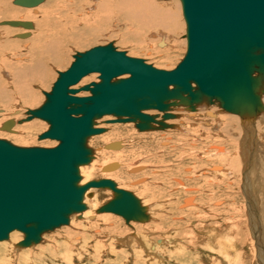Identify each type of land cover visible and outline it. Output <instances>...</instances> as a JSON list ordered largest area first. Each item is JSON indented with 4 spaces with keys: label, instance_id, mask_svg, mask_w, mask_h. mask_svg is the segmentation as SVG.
<instances>
[{
    "label": "rangeland",
    "instance_id": "1",
    "mask_svg": "<svg viewBox=\"0 0 264 264\" xmlns=\"http://www.w3.org/2000/svg\"><path fill=\"white\" fill-rule=\"evenodd\" d=\"M0 2L8 3L10 13L17 15L2 17L0 22L22 20L21 15L28 10L13 5L10 0ZM104 2L98 10V2L93 0H47L39 15L32 13L36 33L29 41V53L51 54V62L44 68L45 81L36 74L30 84L26 82L18 86L13 83L18 77L12 75V70L25 66H19L14 58L23 51L22 44L26 39L16 36L26 30L0 26L2 32L11 31L6 40L3 37L0 40V110H3L0 113V139L22 147L52 148L58 145L56 141L39 139L49 130V124L43 120L26 122L20 118L17 128H12L16 133L1 129V124L9 121L16 111L22 110L24 117L28 111L41 108L46 102L45 93L52 91L59 73L71 67L78 53L112 43L119 51L143 59L157 69L173 70L183 60L187 52V26L181 0H147L149 6L164 5L165 9L176 13V31L163 32L170 41L164 48L157 46V33L141 39V48L137 42L111 38L114 13L112 15L110 6L109 13L106 8L119 0ZM176 42L178 46H175ZM53 58L57 59L55 63ZM92 82H100L97 74L83 79L76 89ZM213 108L215 116L212 117L206 111H175L173 108L171 113L176 118L165 121L170 128L147 132L139 131L134 123L108 124L107 121L114 119L112 117L97 121V127L107 131L89 139L88 146L93 149L94 160L81 167L80 184L113 179L120 189L132 192L142 201L149 220L127 224L125 219L114 214L99 215L98 209L113 198V192L93 190V197L84 201L87 209L83 213L89 212L90 219L82 214L73 215L69 225L43 235L40 244L31 248L18 247L24 234L13 232L7 241L0 243V264H264V226L257 214L251 212L254 199L258 206L264 203V195L258 189L264 182V132L255 124L254 133L249 135L242 128L240 119H236L241 123L240 127L230 136L223 129L226 122L233 126V115L218 107ZM148 114L158 115V121L163 115L154 111ZM29 124L37 126L31 131L26 130ZM113 142L123 143V148L118 151L104 149ZM95 162H98L96 167ZM112 163H118L120 168L104 173L102 168ZM139 166L147 168L133 172ZM215 166L223 167L224 172H212ZM176 179L183 184L178 185ZM140 180L145 182L136 184ZM247 181L249 191L244 186ZM150 185L151 190L147 191ZM152 194H157L154 195L156 199L148 201ZM98 196L100 201L97 207H93L92 200ZM190 197H193L195 206H184V201ZM218 202L222 204L218 206ZM256 221L260 225L258 230ZM236 223L240 228L230 231ZM80 224L83 227L79 229ZM98 229L102 233L96 232ZM84 231L83 235L90 236L85 241L69 236Z\"/></svg>",
    "mask_w": 264,
    "mask_h": 264
},
{
    "label": "water",
    "instance_id": "2",
    "mask_svg": "<svg viewBox=\"0 0 264 264\" xmlns=\"http://www.w3.org/2000/svg\"><path fill=\"white\" fill-rule=\"evenodd\" d=\"M45 0H14V5L35 8ZM194 1V5H193ZM187 23L188 50L173 70H161L143 59L117 51L113 44L78 54L76 61L60 74L43 106L29 111L33 118L48 121L50 129L39 136L59 141L56 147H22L0 139V242L14 231L24 234L17 246L39 244L44 234L70 223L73 215L87 209L85 194L102 188L113 198L98 209L130 221L149 220L146 207L132 192L119 189L110 179L93 180L81 186L80 167L89 165L93 149L91 137L105 133L98 120L107 123H134L141 131L171 127L165 120L175 119L171 110L202 103L218 104L222 109L253 119L264 109V0H182ZM249 9L240 20L229 9ZM194 10V13H192ZM232 26L221 27L224 17ZM212 23L198 40L195 22ZM1 25L34 28L32 22L4 21ZM199 25V24H198ZM19 34V38L29 37ZM99 73V83L74 89L83 78ZM129 75L126 79H120ZM81 91L89 97H78ZM155 110L158 115L145 112ZM19 113V111H17ZM158 124L159 127L154 125ZM15 122H5L11 131ZM120 142L105 146L116 149ZM111 166L104 167L110 171ZM142 169V168H138ZM133 169V171H139ZM93 193L89 194V197Z\"/></svg>",
    "mask_w": 264,
    "mask_h": 264
},
{
    "label": "bare ground",
    "instance_id": "3",
    "mask_svg": "<svg viewBox=\"0 0 264 264\" xmlns=\"http://www.w3.org/2000/svg\"><path fill=\"white\" fill-rule=\"evenodd\" d=\"M10 1H12L13 2V5H14V0H10ZM47 0H45L43 3H41V4H39L37 7H35V8H25V7H21V6H18V7H21V8H25V9H28L27 11H24V15L22 16L21 15V18H22V20H20V19H14V20H10V21H23V22H27V21H29V22H32L33 23V25H34V28L33 29H30V30H27V29H24V30H26V31H21L20 33H22V34H24V33H29L30 34V36L29 37H27V38H19V37H17V38H19V39H26V42H24L23 44H22V46H23V48L25 49H23V51L21 50V52L20 53H18V54H16V57L14 58V59H16V60H18V65L19 66H23V65H25V66H23V67H17V69L18 70H12V75H17V77L18 78H16L17 80H15L14 79V81L15 82H13L14 84L16 83L18 86L19 85H21V84H25L26 82L27 83H29L30 84V82L32 81V79L34 80V75H38L39 76V78L42 80V81H45V78H46V67L48 66V63L49 62H51V58H50V56H51V54H45L46 56H42L43 55V53L41 52V51H39V53L36 51H33V53L31 52V53H29L30 51H31V47H30V40L32 39V37H33V35L36 33V25H35V21H33L34 20V17L32 16V13L34 12V13H36L37 15H39V13H40V9H41V6H43L42 4H44L45 2H46ZM94 1V3L95 2H98V3H96V7H97V9L99 10L100 8H101V5L102 4H104L105 2V0H93ZM181 8H182V11H184V9H183V2H182V0H181ZM193 5H194V1H193ZM232 5H235V6H237L236 4H235V2L234 3H230L229 4V9H231L232 10V14H234V16H236V17H238L240 20H244V22H247V21H245V20H247L246 18V14L249 12V9H243V7H235V10H234V8H231L230 6H232ZM15 6H17V5H15ZM110 6V10H111V13L113 12L114 13V18H113V25L111 26L112 28L111 29H113V31H111L110 32V34H111V38H119L122 42H137V46L139 47V48H141V46H143V44L141 43L142 42V40H144L145 38H147V36L149 35L150 37L153 35V34H155V33H157V34H159V36H158V38H157V46L158 47H160V48H164V47H166L167 45H168V42H170V41H168V38H167V35H165L163 32L166 30V32H169L168 34H170V33H174L175 31H176V28H177V26H178V23H177V20H176V13L173 11V10H169V9H165L164 8V5H152V6H149L148 4H147V0H119V2L118 3H116V4H112V3H110L108 6H107V8H106V10H107V12L109 13L110 12V10H108V7ZM94 7V6H93ZM95 8V7H94ZM11 12V7L9 6V4L8 3H3V2H0V18H5V17H7V16H9V17H16L17 15H14V13H10ZM110 13V14H111ZM113 13H112V15H113ZM192 13L193 14H195L194 13V10H192ZM61 14V13H60ZM183 14H184V12H183ZM184 16V15H183ZM223 19H224V21H223V25L221 26V27H229V26H232L233 24H234V22L231 20V18H227V17H225L224 15H223ZM185 18V17H184ZM63 19H65L64 17H63ZM59 20V19H58ZM9 21V20H8ZM60 21V20H59ZM4 22V21H3ZM185 22H186V20H185ZM1 23L2 22H0V26L1 27H4L5 25H1ZM70 23V22H69ZM199 24V25H198ZM212 23H210V21H208L207 23H204V22H195V25H197L196 26V34H197V38H198V40L199 41H201V40H203L204 38H205V35H203V31H205V30H207V28L206 27H208V26H210ZM186 26H187V23H186ZM8 27H11V26H8ZM8 27H6V28H8ZM12 28H22V27H12ZM4 31H7V32H5V34H4ZM3 32L0 30V40L2 39V37L4 38V40H6V38L8 37V34H10V32L11 31H9V30H4ZM165 32V33H166ZM105 33V32H104ZM186 34H187V30H186ZM110 36V35H109ZM148 36V37H149ZM69 38V37H68ZM66 39V38H65ZM142 39V40H141ZM141 41V42H140ZM179 41V40H178ZM4 42V41H3ZM140 42V43H139ZM186 42H187V50H188V38H187V35H186ZM9 43V42H8ZM18 43V42H17ZM110 44H112V43H110ZM169 44H171V43H169ZM9 45H10V43H9ZM109 45V44H108ZM114 45V44H113ZM179 45V43L178 42H176V45L175 46H178ZM6 46V45H5ZM16 46V45H15ZM107 46V45H106ZM156 46V47H157ZM10 47V46H9ZM46 47V46H45ZM54 47V46H53ZM99 47H103V46H99ZM115 47V46H114ZM58 48V47H57ZM96 48V47H95ZM116 48V47H115ZM21 49H22V47H21ZM94 49V48H93ZM117 49V48H116ZM149 49V48H148ZM147 49V50H148ZM9 50H11V49H9ZM90 51V50H89ZM117 51H119L118 49H117ZM53 52V51H52ZM120 52H124V51H120ZM126 53V52H125ZM187 53V52H186ZM78 54H81V53H78ZM77 54V55H78ZM127 54V53H126ZM54 55V54H53ZM77 55H75L74 56V62L76 61V57H77ZM186 55V54H185ZM127 56H128V54H127ZM47 57H49V59L47 60ZM53 57V56H52ZM130 57V56H129ZM185 57V56H184ZM56 58V57H55ZM55 58H53V61H54V63L57 61V59L55 60ZM131 58H133V57H131ZM136 59H138V58H136ZM184 59V58H183ZM2 60V59H1ZM47 60V61H46ZM145 61V60H144ZM3 62V61H2ZM73 62V63H74ZM146 62V61H145ZM72 63V64H73ZM147 63V62H146ZM4 64V63H3ZM41 64H43L44 66L43 67H38L39 65H41ZM148 64V63H147ZM153 66V65H152ZM23 68V69H22ZM45 68V69H44ZM156 68V67H155ZM162 70V69H161ZM60 74L61 73H59V77H60ZM94 74H97L98 76H100V74L99 73H94ZM91 75H93V74H91ZM90 76V75H89ZM35 77H37V76H35ZM88 77V76H87ZM129 77V75H124V76H122V77H120V79H126V78H128ZM38 78V77H37ZM86 78V77H85ZM85 78H83V79H85ZM83 79L76 85V86H74L73 88L74 89H76V87L77 86H79L80 85V83L83 81ZM58 80V79H57ZM100 80V79H99ZM57 82V81H56ZM54 87V86H53ZM27 88V87H26ZM80 88H82V87H80ZM80 88H77V89H80ZM53 89V88H52ZM27 93H29V92H27ZM51 93V92H50ZM82 93H87V94H90L89 96H91V93L90 92H88V91H81L79 94H77V96L78 97H81V94ZM46 94H49V93H45V97H46V100H47V96H46ZM89 96H83V97H89ZM1 97V96H0ZM34 98V97H33ZM29 99V98H28ZM34 100V99H33ZM261 101H262V104H263V106H264V95L261 97ZM213 107H218L220 110H222V111H224L226 114H228V113H231L233 116H231V119L234 121V124H233V126L231 127V125H229V124H227V122H226V126L224 127V129H223V131L224 132H226V133H228V134H230V136H231V134L232 133H234V132H236V128H239L240 126H239V124H241L242 125V128L243 129H245V130H247L246 132H248L249 133V135H251V132L253 131V127H254V125L255 124H258V125H260L261 127H262V131L264 132V115L263 116H261V114L264 112V109L263 110H261L259 113H257V115H256V117L255 118H253V119H245V118H242L239 114H236V113H232V112H229V111H226V110H224V109H222L218 104H209V103H202V104H200V105H198L197 107H196V111H198V112H202V111H206V114H208L209 116H215L214 115V113H213ZM213 108V109H212ZM40 109V108H39ZM177 109H181L182 111H189V110H191L189 107H176V108H174V110L176 111ZM208 109H211V111L209 112H207V110ZM38 110V109H37ZM195 110H191V111H194V112H196ZM30 111H34V110H30ZM158 112V113H160V114H163L162 112H159V111H155V110H149V111H146L145 113L146 114H148V112ZM0 113H3V110H0ZM23 111L21 110V111H19V113H17V111H16V113H14L11 117V119L10 120H13L14 122H15V125H14V127L15 128H17V125L19 124V122L20 121H18L17 122V120L18 119H20V118H22V121H26V122H31V121H33V120H35V119H39V120H43V121H45V122H47L48 124H49V129H50V127H51V125H50V123L48 122V121H46V120H44V119H41V118H33L32 117V114H30V112L28 111L27 113H25V116L23 117ZM149 115V114H148ZM196 115V114H195ZM195 115H194V117H195ZM238 115V116H237ZM163 116V115H162ZM106 117H110L111 118V116H106ZM159 117V116H158ZM103 118H105V117H103ZM102 118V119H103ZM112 118H114V117H112ZM230 118V117H229ZM228 118V119H229ZM236 119H240L239 121H241V123L240 122H237V120ZM168 120H172V119H168ZM99 121V120H98ZM165 121H167V120H165ZM230 121V123H231V120H229ZM167 123H169V122H167ZM4 124V123H3ZM3 124H1V129H2V126H3ZM108 124H127V123H108ZM258 125H256V126H258ZM37 125L36 124H29V125H27L26 127H25V129L26 130H30L31 131V129H34L35 127H36ZM154 126H158L159 127V125L158 124H155ZM137 128V127H136ZM168 128H170V127H168ZM168 128H165V129H168ZM37 129V128H36ZM138 129V128H137ZM157 129V128H156ZM160 130H163V129H161V128H159ZM21 130V129H20ZM139 130V129H138ZM153 130H155V129H153ZM139 131H141V130H139ZM148 131H151V130H148ZM11 132L12 133H16L17 131L15 130V129H13V130H11ZM141 132H147V131H141ZM245 132V131H244ZM252 133H254V132H252ZM101 135V134H100ZM248 135V134H247ZM248 135V136H249ZM255 135V134H254ZM253 135V136H254ZM98 136V135H97ZM246 136V135H245ZM248 136H246V137H248ZM258 136V135H257ZM94 137V136H93ZM251 137V136H250ZM260 137V136H259ZM92 138V137H91ZM233 138V137H232ZM238 138V137H237ZM40 139V138H39ZM255 139V138H254ZM41 140V139H40ZM42 140H51V139H42ZM52 141H54V140H52ZM56 142H58V144H59V141H56ZM253 144V143H252ZM255 145L256 144H254V147H255ZM260 147H261V145H260ZM123 148V143H121L120 142V144H119V147L118 148H116V149H106V148H104L105 150H114V151H118V150H121ZM221 148H222V146H221ZM256 149H257V147H255ZM215 149V148H214ZM219 150V149H218ZM220 152H221V150H219ZM226 152V151H225ZM222 153V152H221ZM251 154V153H250ZM92 160H94V159H92ZM98 164V162H95V166L94 167H96V165ZM109 165H113V166H111V169H110V171H104L103 169H104V167L102 168V171L104 172V173H110V172H114V171H116V170H118L119 168H120V165L118 164V163H112V164H109ZM252 165V164H251ZM84 166H87V165H84ZM84 166H82V167H84ZM107 166V165H106ZM253 166V165H252ZM138 168H142V169H138ZM145 168H147L146 166H142V167H137V168H135V169H138L139 171L140 170H143V169H145ZM235 168V167H234ZM80 169H81V167H80ZM93 169H95V168H93ZM133 172H137V171H133ZM212 172H216V173H223L224 172V168L223 167H219V166H215L213 169H212ZM232 174H233V172H231ZM230 173V174H231ZM250 173V172H249ZM231 174V175H232ZM227 176H228V174H226ZM159 177V176H158ZM245 178H246V176H245ZM87 179V178H86ZM248 179V178H247ZM111 180H113V179H111ZM176 181H177V183H178V185H182L183 184V182L181 181V180H177L176 179ZM115 182V181H114ZM142 182H145L144 180H140V181H138L136 184H140V183H142ZM81 183V182H80ZM89 183V182H88ZM116 183V182H115ZM231 183V182H230ZM87 184V183H86ZM117 184V183H116ZM81 185V184H80ZM81 186H83V185H81ZM118 186V185H117ZM244 186H246L245 188L247 189V191H249V190H251L250 189V187H249V184H248V181H247V183H246V185H244ZM151 187H152V185H150V186H148L147 187V191L150 189L151 190ZM118 188L120 189V187L118 186ZM155 188V187H154ZM160 188V187H159ZM102 188H96V189H90V190H88L87 191V193L85 194V198H84V201L86 200V198H92L93 196H91V197H89V194L92 192L93 193V190H101ZM259 191L261 192L260 194L262 195H264V182H261L260 183V186H259ZM105 190H107V189H105ZM109 190V189H108ZM124 190V189H123ZM155 194H152L151 196H152V198L150 199V198H148L149 200L148 201H152V200H155L156 198H155V196L157 195H155ZM246 195V194H245ZM261 195H257L258 197L259 196H261ZM99 197L100 196H98L97 198H95L96 200H92V202H93V207H95L96 205H97V203H98V201H100V199H99ZM253 197H256V196H254L253 195ZM257 197V198H258ZM255 200V199H254ZM253 200V202H254V204H252V208H253V210H251V212L252 211H254L255 212V215L257 214V216L262 220V222H263V226H264V203H262L261 202V200H260V197H259V199L258 200H260V202H261V206L259 205H257L258 203H257V200L256 201H254ZM194 199H193V197H190V198H188V199H186L185 201H184V206H186V205H188V204H192L193 206H195V204H194ZM142 202V201H141ZM252 202V203H253ZM264 202V201H263ZM218 206L219 205H221L222 203L221 202H218V203H216ZM143 206V205H142ZM97 207V206H96ZM261 209V210H260ZM85 211H86V209H85ZM147 211V210H146ZM150 211V210H149ZM82 214V215H81ZM81 214H79V215H81L82 217H88L90 214H89V212H87V214H84L83 212L81 213ZM99 214V213H98ZM101 214H104V213H100L99 215H101ZM105 214H112V213H105ZM115 215V214H114ZM118 216V215H117ZM256 216V217H257ZM89 219H90V216L88 217ZM91 218H94V217H91ZM159 218L160 219H162V217L161 216H159ZM71 219V218H70ZM124 219V218H123ZM109 222V221H108ZM130 222H137V221H130ZM129 222V223H130ZM139 222V221H138ZM257 222V224H255L256 226H257V230L259 229V227H260V225H259V222L258 221H256ZM129 223H127V224H129ZM260 223H261V221H260ZM70 224V223H69ZM68 224V225H69ZM252 224H253V221H252ZM235 226H233L234 228H232L230 231H234V230H236V229H238V228H240L239 226H240V224L239 223H236V224H234ZM255 226V227H256ZM83 227V225L82 224H80L79 225V229L80 228H82ZM230 227V226H229ZM159 228V227H158ZM264 228V227H263ZM59 229V228H58ZM95 229H97V227L95 228ZM95 229H94V231H95ZM115 229V228H114ZM261 229V228H260ZM254 230V229H253ZM256 230V231H257ZM55 231V230H54ZM72 231V230H71ZM232 231V232H233ZM14 232H16V231H14ZM17 232H19V231H17ZM96 232H98V233H102L99 229L98 230H96ZM258 232V231H257ZM13 233V232H12ZM11 233V234H12ZM75 233V232H74ZM261 233H263V231L261 232ZM10 234V235H11ZM23 234V233H22ZM47 234V233H46ZM83 234H85V231H84V233H82L81 232V234L79 233H75V234H73L72 233V235H70L69 234V236L71 237V239H73V238H75V239H77V240H83V241H85L88 237H90L89 235H83ZM92 234H93V232H92ZM9 235V236H10ZM14 235V234H13ZM45 235V234H44ZM256 236H257V233L255 234ZM92 236H95V235H92ZM70 240V239H69ZM7 241V240H6ZM222 241V240H221ZM4 242V241H3ZM68 242V241H67ZM1 243V242H0ZM65 243V242H64ZM40 244V243H39ZM36 245H38V244H36ZM32 246H34V245H32ZM31 246V247H32ZM221 246V245H220ZM31 247H28V248H31ZM21 248H24V247H21ZM259 260V259H258Z\"/></svg>",
    "mask_w": 264,
    "mask_h": 264
},
{
    "label": "crops",
    "instance_id": "4",
    "mask_svg": "<svg viewBox=\"0 0 264 264\" xmlns=\"http://www.w3.org/2000/svg\"><path fill=\"white\" fill-rule=\"evenodd\" d=\"M85 96V95H84ZM81 97H83V95H81Z\"/></svg>",
    "mask_w": 264,
    "mask_h": 264
}]
</instances>
